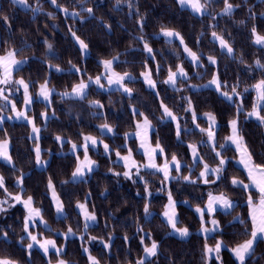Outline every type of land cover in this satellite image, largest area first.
Segmentation results:
<instances>
[{
    "label": "trees",
    "instance_id": "obj_1",
    "mask_svg": "<svg viewBox=\"0 0 264 264\" xmlns=\"http://www.w3.org/2000/svg\"><path fill=\"white\" fill-rule=\"evenodd\" d=\"M28 1L34 7L21 8L11 0H0V53L14 49L18 57L26 58V63L14 72V76L27 81L32 92L46 79L49 88L54 89L50 107L34 98L33 108L29 111L39 124L42 123L39 112L43 109L49 114L51 112L41 125L39 137L42 158L47 163L44 167H36L28 125L22 121L5 120L0 127V139H9L10 155L14 161L12 167L0 161V173L7 190L11 193L18 191L15 180L22 175V195H31L34 205L41 209L42 217L50 223L52 229L62 231L71 227L81 232L82 218L75 204L85 202L96 215L97 222L87 228L83 240L67 238L61 254L77 264L86 263L82 246L89 237H96L100 241L91 246L90 251L105 264L134 263L140 257L144 245L152 240L157 242L158 252L155 257L146 259V264H204L205 243L213 245L218 239L228 246L220 252L223 264H237L228 249L248 238L245 229L250 232L251 225L244 203L245 192L230 184V178L234 175L243 178L234 163L235 152L230 146L221 149L220 145L224 144L229 133V121L236 118L240 134L254 161L264 164V125L256 118L247 116L257 95L251 86L264 79V69L255 64L257 59L264 64V46L254 43L251 31L255 26L257 32L264 35V15H261L264 13V0H229L234 6L238 5L233 8L231 15H217L224 0H216L212 3L211 12L201 16L181 7L176 0H134L132 8L123 5V0L119 3L117 0H56V4L51 3V0ZM37 7L40 10L33 11ZM62 7L73 9L79 15H64L59 9ZM89 8L92 13L87 11ZM4 16L8 17L7 22L2 18ZM141 18L142 30L137 23ZM161 28L174 29L180 33L185 43L205 62L204 68L199 67L194 72L177 44L156 36ZM73 32L88 45L89 52L85 57L72 36ZM213 32L221 35L233 48L231 55L220 50L211 39ZM46 41L52 45L51 53L48 52ZM145 42L153 49L159 71L156 76L157 93L147 89L139 78V73L146 65L155 64L144 51ZM207 56H214L217 60L216 70L222 90L231 93L235 86L241 94L239 97L233 95L230 101L209 86L192 87L205 83L213 73L214 66L206 63ZM112 57H118L114 63L115 71L129 72L136 76L125 82L133 90L131 96L117 89L101 90L93 84L89 85L84 99L61 95V92L70 90L80 80L88 81L89 77L100 75V62ZM179 63L185 66L189 75L187 79L179 81L177 88H170L163 82L162 76ZM55 66H59L61 71H56ZM246 88L248 91H245ZM184 98L191 100L194 111L200 117L196 121L200 128H206L209 124L205 113L215 115V148L227 162L221 180L214 184L205 185L201 181L189 183L182 178L168 183L169 191L177 200L179 222L190 229L189 236L181 239L168 233V226L160 216L165 194L157 192L160 179L157 173L144 170L143 180L129 181L123 175L115 174L123 172L122 164L98 151L91 152L97 161V168L84 179L71 181L69 178L74 169L75 157L67 148L69 141L80 142L83 134L99 135L98 126L107 123L113 126L115 133L102 136L113 148L112 152H126L124 143L127 141L133 155L141 159L142 155L136 151L135 138L125 139V133L134 129L135 123L142 118L133 115L132 109L136 108L153 124L152 140L160 141L167 157L176 154L187 162V143L195 142L204 160L209 164H217L219 158L212 148L206 142L201 143L206 135L193 124L192 112L185 111L188 99ZM97 100L103 105L102 108L90 104V101ZM161 101L179 118V139L174 124L170 120L161 119ZM240 105L242 108L237 112ZM57 135L63 138L61 145L55 139ZM197 169L198 166L190 175L198 180ZM208 178L215 179L214 176ZM49 179L64 205L63 217L55 218L53 215L48 195ZM208 187L214 193H226L235 201V208L230 215L216 212L220 231L206 239L196 231L199 222L193 207L204 203ZM3 192L0 189V196ZM146 202L149 205V217L144 213ZM235 214L246 223L234 220ZM23 216L24 211L19 206L0 214V257H9L19 264H46L37 249L31 251L29 258L27 256ZM44 232L46 235H54L51 230ZM4 233H7V239H4ZM147 233L151 234V239L145 235ZM125 236L128 237L127 241ZM22 237L24 239L21 242ZM61 240L57 238L58 242ZM104 242L110 247L104 248ZM208 264L218 262L210 258ZM246 264H264L262 240L257 241L253 255L246 259Z\"/></svg>",
    "mask_w": 264,
    "mask_h": 264
},
{
    "label": "snow or ice",
    "instance_id": "obj_2",
    "mask_svg": "<svg viewBox=\"0 0 264 264\" xmlns=\"http://www.w3.org/2000/svg\"><path fill=\"white\" fill-rule=\"evenodd\" d=\"M119 3L120 0H117ZM179 5L181 7L188 6L192 9L194 13L203 14L205 11H207L209 0H177ZM13 4H19L27 7L26 0H12ZM51 3L56 4V0H51ZM131 6V5H129ZM234 7H238V5L234 6L229 2V0H224V7L221 10L222 14L225 15H231L232 10ZM40 9L37 7L33 9V11H39ZM65 13H67V9H62ZM89 13H92V9H87ZM51 15V13H49ZM73 15H79L78 13H73ZM261 15H264L262 13ZM5 22H7L8 17L4 16L2 17ZM143 18L141 20H138L137 23L140 24L141 30L143 29ZM243 23V21H241ZM252 35L254 37V43L257 45L264 46V35H261L257 32V29L255 26L251 29ZM161 33L166 38H178L180 40L181 45H184L183 37L180 36V33L176 32L174 29H168V28H161ZM73 37L78 42L80 49L82 52H85L88 48V45L85 43V41L81 40L78 36H76L75 32L72 33ZM212 36L219 41L221 48L227 49V52L231 55L233 53V48L228 44V42L221 36H219L216 32L212 33ZM142 39V37H141ZM168 42H171V39H169ZM48 49L52 48V45L50 43L45 42ZM144 50L151 54L153 52V49L148 45L147 42L144 43ZM184 52L187 54L188 57L191 58V61L194 64L199 63V57L198 55L193 52L191 49H189L186 45H184ZM154 58V57H153ZM118 60V57H113L111 59L102 60L100 63L103 65L105 72L101 73L100 75H97L95 78L89 77L88 81L80 80L79 83L73 85L71 89V93L64 92L61 95L62 96H75L79 99H84L86 95V89L89 87L90 84H95L100 88H104V85L101 84L102 77L107 78V83L109 86L112 85H118L119 88L117 90H123L124 93H127L129 96L132 94V89L128 88L126 84L124 83L126 78H130V74L125 72L123 74L117 73L113 70L112 66L115 61ZM208 61L211 64H215L216 60L214 57L209 56ZM26 63V58L23 60H17L16 59V50L9 49L6 51L4 55H0V85H11L12 83H15L17 85L22 86L23 88V94H24V106L27 108L33 103V97L29 93V84L25 82L23 79L15 80L13 81V73L20 69V66ZM71 63V61H69ZM255 64L258 68L264 69V64L261 63L259 59L255 61ZM49 67H53L52 65H49ZM56 71H61L59 66H55ZM75 67V66H73ZM147 67V66H145ZM77 72L80 71V69H76ZM110 73V74H109ZM141 76L144 77L145 83L150 88L156 87V82L151 78V72L145 71L141 73ZM184 78L187 79V73L184 71V68L181 65L176 66V70L173 71L171 68L168 71L167 79L163 82L165 84L172 85L173 87L176 85L177 78ZM210 85L216 86V91L220 92L221 90V82L219 81L218 77L214 74L212 79L209 81ZM192 87H197L196 85H192ZM254 88L257 92L256 100L253 103L252 110L247 113L248 117H255L261 125H264V79L257 82V84L251 86ZM18 90V89H17ZM179 90V89H177ZM54 91L53 88H49L48 86V80L46 79L44 83L40 85V90L38 93V96L42 98L44 101H49V98L51 96V93ZM245 91H248L246 88ZM158 95V94H157ZM221 95L226 97L228 100H233V95L239 97L241 94L237 92V88L234 86L231 90V93L229 92H221ZM0 99H3L5 101H8L11 103V110L15 114L17 118H25L27 120V123L32 125V133L30 134V139H36V147L34 149L36 153V162L37 164L41 163L40 153L41 149L39 147V132L40 129L35 125L34 121L26 116V112L24 110H17L16 104L9 100V97L5 95V89L0 88ZM188 99V98H184ZM90 104H93L97 107L102 108L103 105L100 104V102L97 101H90ZM161 108L163 109V115L161 119L165 118H171L173 122H176V135L177 139L181 136V127L178 122L179 118L173 114V112L161 101ZM242 108V105L238 106L237 112H239ZM3 108H0V112H3ZM185 111H191L192 112V119L193 124H195L196 128L199 129L201 133H206L208 139V144H211L212 150L215 152V155L217 158H219V164L211 168L207 163L203 161V158L200 156L197 145L196 144H189L188 148L190 149L191 156H192V164L193 166L197 164H203V169L201 170L199 174V179H193L188 175H185L182 177L184 181H187L189 183H198L202 181L205 185L207 184H214L217 181L221 180L223 173L226 171L225 165H226V158L222 156V153L220 151H216L215 148V140L217 136L216 127L217 122L215 115L211 112L205 113L204 116L209 121L208 128H200L199 124H196L197 119L200 117L197 115V113L194 111L192 107V102L190 99H188V108L185 109ZM133 115H139L143 117L142 122H138L136 124L137 131L135 132V135L137 138L141 140L140 148L143 149V154L147 159V164H137V162L132 158V149H128V154L126 156H121L120 152H116V156L123 160L124 167L126 169H129L127 171L123 172V176L128 179L133 178V174L131 172L132 168H135V175L140 176V171L143 168H149L153 169L155 173H162L163 174V182H168L169 180H175L179 179V175L172 176L171 172L175 171L177 174L181 172L182 168V162L178 160L176 154H173L171 156V160H169L165 155V149L161 146V143L159 140L156 141L155 145L153 146L148 139L149 131L152 127L151 121L148 119V117L143 113L139 112L138 109L133 108L132 109ZM41 117L44 119H47L46 113H41ZM11 119V117H9ZM3 117L0 116V122H2ZM229 128L231 130V134L225 137V143L220 145L221 149H225L229 144L235 145L237 152L240 154V159L238 161L239 164H241L244 168V170L247 173V182L244 180H240L237 177H233L231 180V184L234 187H240L242 191L246 192L247 195V205H248V216L251 220V231L248 232L247 228L245 229V235L248 236L247 239L243 240L240 243H237L234 247L229 248L228 250L232 253L235 260L237 261V264H245L246 259L251 257L254 252L255 245L258 240L264 239V164H258L254 161L252 153L249 151L247 145L244 142L243 136L240 134V130L238 128V121L237 119L233 118L229 121ZM101 130L106 129L107 132L111 133L113 132V128L107 124H101L99 125ZM129 136V133H125V139L127 140ZM56 141L63 142V138L59 135L55 137ZM83 143L82 144H75L72 143V151L76 152L78 149H83L84 157L83 160H80L79 156H77V165L72 173V176L74 178L76 177H83L86 172H91L93 170V167L95 166L96 162L94 160H91L89 158L88 152H89V146L95 147L98 143V139L91 135H84L83 136ZM69 143H71L69 141ZM99 143H103V141H99ZM201 143H205L202 141ZM9 142L8 140H0V159H3L7 161L8 163H12V158L9 155L8 151ZM104 150L105 153L110 152L109 145L104 144ZM163 156L164 162L163 164H157V158ZM191 171V169H190ZM116 175H120V173H115ZM209 176H215V179H209ZM140 179L143 180V177L140 176ZM23 180L22 177L17 178V185H22ZM48 188L52 190V197L55 202V207L57 213L63 212V204L59 200V197H57L56 192L54 190V185L52 183V180L49 179L48 181ZM0 189H3L5 193L9 197H11L16 203L23 204L26 215L24 217V223H23V231L27 234V238L30 241L27 244V249L29 250V256L31 255L30 250L34 246H38L40 250L43 251L45 256L49 255L50 249H54L56 255L59 257L64 252V247L60 246L57 247L55 240L48 239V238H40L39 234H33V232L30 231V228H34L37 226L36 221H39V224L44 225L47 227V222L43 220L41 215V209L38 207H34V200L31 195L27 196V198H23L19 193L13 196L12 193L8 192L7 188L5 187V180L2 176H0ZM145 192H148L147 184L145 183ZM5 203H8L7 200L0 201V205H3ZM184 203H187V201H184ZM13 205L9 204V207ZM176 206L177 201H175L172 197L171 192H168V203L165 205V211L163 212V216L166 218L167 223L171 226L174 232L178 233L180 237H186L189 235V230L186 227H177L178 224V216L176 212ZM77 207L81 210L82 215L85 218V231L89 227L88 222L95 221L96 215L92 212H89L86 205L79 203L77 204ZM235 208L234 201L229 198V196L221 192L219 194H213L211 192L208 193V200L207 203L203 208L200 206H197L195 208V211L199 214L200 217V223L201 228L200 231L204 234H206V239L208 238L207 234L210 233H216L220 231V223L215 218H211L209 221L205 220V214H207L209 217H214V214L217 212L218 209L223 210L226 214H231V211H233ZM7 209L3 206H0V212H5ZM144 213L145 215H149V205L146 202L144 204ZM234 220L239 221L240 223L244 224L245 221L241 220L239 215L236 217H233ZM206 223H211L214 227L208 228L206 227ZM142 231V229H141ZM4 239H7V233H4ZM65 239H67L68 236L74 235L73 230L71 227L67 229L65 233H63ZM149 239H151V234L147 233L145 234ZM24 237L21 238V242L23 241ZM96 237H89V240H95ZM111 239V236L109 237ZM124 239L127 241L128 237L125 236ZM141 243H144V239H141ZM110 245L108 243H104V248H109ZM227 244L223 240H216V243L214 246H209L207 243L204 245V264H208V260L211 258V254L215 255V258L217 261H220V264H223L221 258H220V252L223 248H227ZM84 252H88L87 248L83 249ZM145 256H141L135 264H146V257H155L158 252V244L155 240H152L150 246H145L143 249ZM89 264H100L99 260L96 257H93L89 254L88 256ZM0 264H19L18 261L13 260L9 257H0ZM49 264H51V261H49ZM56 264H69L68 261L64 259H58Z\"/></svg>",
    "mask_w": 264,
    "mask_h": 264
},
{
    "label": "rangeland",
    "instance_id": "obj_3",
    "mask_svg": "<svg viewBox=\"0 0 264 264\" xmlns=\"http://www.w3.org/2000/svg\"><path fill=\"white\" fill-rule=\"evenodd\" d=\"M11 1H12V0H11ZM132 1H134V0H123V1H122V4L125 5V6H127L128 8H132ZM176 1H177V0H176ZM214 1H216V0H209L208 7H207V11H205L203 14H208V13L211 12V10H212V3H213ZM26 2H27V5H28L27 7H25V6H23V5H19V4H16V5L19 6V7H21V8L34 7V6H33L28 0H26ZM202 2H203V0H202ZM177 3H178V2H177ZM178 4H179V3H178ZM129 5H131V6H129ZM223 7H224V5H223L220 9H218L217 15H218V14H222L221 10L223 9ZM183 8H187L188 10H190L193 14H195V15H197V16H201V15H203V14L194 13V12L192 11V9H191L190 7H188V6H185V7H183ZM59 9L61 10V12H62L64 15L73 16V17L77 16V15H73V13H76V11L73 10V9L66 8V9L68 10L67 13H65L64 11H62V9H65L64 7L59 8ZM168 29H170V28H168ZM176 32H177V31H176ZM218 35H219V34H218ZM72 36H73V35H72ZM76 36H77V35H76ZM156 36H160V37H162L165 41H169V39H171V42L177 44V46H178L180 52L182 53L183 57H184V58L186 59V61H187L192 67H193L194 72H196L197 69H198L199 67L204 68V66H205V62L201 59V57L198 55L197 52H195L194 50H192V49H191V48L185 43V41H184V45H186L189 49H191L193 52H195V53L198 55V57L200 58L198 64H194V63L191 61V58L187 56V54L184 52V45H181L180 40H179L178 38H175V37H174V38H166V37H164L163 34L161 33V30L156 34ZM180 36H181V35H180ZM219 36H221V35H219ZM221 37H222V36H221ZM73 38H74V37H73ZM79 38H80V37H79ZM80 39H81V38H80ZM211 39L217 44V46L219 47L220 50H223V51H225L226 53H228V52H227V49H223V48H221L219 41L216 40V39L212 36V33H211ZM74 40H75V42L77 43L78 48L80 49V46H79V44H78V42L76 41L75 38H74ZM81 40H82V39H81ZM253 41H254V37H253ZM148 45H149V44H148ZM149 46H150V45H149ZM150 47H151V46H150ZM144 51H145V50H144ZM48 52L51 53V49H48ZM80 52H81L82 56L85 57L86 55H88L89 50H88V48H87V50H86L85 52H82L81 49H80ZM5 53H6V52H4V53H0V55H4ZM145 53H146V55H147L148 57H150V59L152 60V62L155 63L154 52H152L151 54H149V53H147V52L145 51ZM228 54H229V53H228ZM229 55H230V54H229ZM153 57H154V58H153ZM208 57H209V56H207V57L205 58V59H206V63H208V64L214 66L213 73H212V75L210 76V78H209L208 80L205 81V83H203V84H201V85H198L197 87L200 88V87H206V86H209V87H211V88H213V89L216 90V86H215V85H210V84H209V81L212 79V77H213L214 74L218 77L217 70H216L217 60H216V58H215L214 56H212V57L215 58L216 63H215V64H211V63L208 61ZM112 58H113V57H112ZM16 59H17V60H23V59H25V58H24V57H18V56L16 55ZM107 59H111V58H107ZM103 60H106V59H103ZM114 63H115V62H114ZM114 63H113L112 68H113V70L115 71V69H114ZM24 64H25V63H24ZM178 65H181V66L184 68V71L187 73V77H188V75H189V74H188V70L185 68V66H184L182 63H179ZM21 66H22V65H21ZM21 66H20V67H21ZM146 66H147V67H145V68L139 73V78L142 80L144 86H145L147 89H149V90H151V91L157 93V84H156V87H155L154 89H153V88H150V87L145 83L144 77L141 76V73H142V72H145V71H150V72H151V78L156 82V81H157V80H156V76H158V74H159L158 67L156 66V63H155L153 66H152V65H149V64L146 65ZM172 70L175 71V70H176V67H175L174 69H172ZM168 71H169V70H167V71L164 73V75L162 76V80H163V81L167 79ZM104 72H105V69H104V67H103V65H102V73H104ZM115 72H117V71H115ZM117 73H119V72H117ZM124 73H125V72H124ZM127 73H129V72H127ZM109 74H110V73H109ZM120 74H123V73H120ZM129 74H130V78H126L125 82H126L127 80H131V79H134V78L136 77V76H134V75L131 74V73H129ZM19 79H22V78H21V77H15V76H14V73H13V81H15V80H19ZM183 79H184V78H180V77H178V78H177L176 85H175L174 87H173L172 85H169V84H166V85H168L170 88H177L178 85H179V81H180V80H183ZM218 79H219V77H218ZM23 80H24V79H23ZM24 81H25V80H24ZM219 81H220V80H219ZM25 82H27V81H25ZM125 82H124V83H125ZM27 83H28V82H27ZM42 83H44V82H42ZM42 83H39L38 86L36 87V89H34L35 92H32V91H31V89H30V84L28 83V84H29V93H30V95L33 97V101H34V98H36V99L40 100L45 106L50 107V106H51V96H50V98H49V101H50V102H48V101H44L42 98H40V97L38 96V93H39V90H40V85H41ZM101 84L104 85V88H100V87H98L97 85H95V84L93 83L94 87H96V88H98V89H101V90H105V91H107V90H111V89H118V88H119L118 85H112V86H109L108 83H107V78H106V76H105V77H102V79H101ZM126 86H127V85H126ZM127 87L129 88V86H127ZM0 88L5 89V95H7V96L9 97V100H10V101H12V102H14V103L16 104V108H17V110H18V111H19V110H24V111L26 112V116L29 117V118H31V119L34 121L35 125H36L39 129L41 128V125L44 124V123L46 122V120H47V119H44V118L41 117V113H46V114H47V118L51 115V112H50V114H49V113H47V112L45 111V109L41 110V111L39 112L38 116L41 118L42 123L39 124V123L35 120L34 115H33L32 113H29V111H31L32 108H33V103H32L30 106H28L27 108H25V106H24V94H23V88H22V86L17 85V84H15V83H12L11 85H0ZM17 89H18V90H17ZM71 89H72V88H71ZM71 89H70V90H67V91H63V92H61V94L64 93V92H69V93H71ZM87 91H88V88L86 89V93H87ZM120 91L123 92L122 89H121ZM221 92H224V91L222 90V88H221V90H220L219 93L221 94ZM123 93H124V92H123ZM124 94L128 95L127 93H124ZM63 97H66V96H63ZM67 97H70V98H76L75 96H72V95L67 96ZM256 97H257V95H256ZM255 100H256V99H255ZM160 107H161V106H160ZM0 108H3V109H4L3 112H0V116L3 117L2 122H0V127L2 126V124H3V122H4L5 120H8V121H22V122H24V123H26V124L28 125V135H29V137H30V134L32 133V125L28 124V123H27V120H26L25 118H23V117H21V118H17V117L15 116V114H14V113L12 112V110H11V103H9L8 101H5V100H3V99H0ZM169 109H170V108H169ZM170 110H171V109H170ZM173 114H174V113H173ZM162 115H163V109L161 108V116H162ZM174 115H175V114H174ZM176 116H177V115H176ZM9 117H11V119H9ZM177 117H178V116H177ZM253 118H255V117H253ZM235 119H236V118H235ZM142 120H143V117L135 123V127H134V129H132V130L126 132V133H129V136H128L127 139L132 138V137L135 138V140H136V151H138V152L142 155V158H141V159H138V158H136V157L133 155V152H132V158L137 162L138 165H139V164H147V162H148L147 159H146V157H145L144 154H143V149L140 148L141 140H140L139 138H137L136 135H135V132L137 131V129H136V124H137L138 122H142ZM163 120H170V121L174 124V126H175V130H176V122H173V121L171 120V118H165V119H163ZM178 122H179V121H178ZM151 124H152V123H151ZM100 125H101V124H100ZM110 126H111V125H110ZM208 126H209V124H208ZM208 126H207L206 128H208ZM111 127L113 128V126H111ZM153 128H154V126H153V124H152V127H151V129H150V131H149L148 139H149V142L154 146L156 142H154V141L152 140V137H151V132H152ZM98 131H99V135H95V134H83V135H82V139H81L80 142H71V143L69 144V146H68V148H67V151L70 152V153H72V154L74 155V157H75V164H74L73 172H74V170H75V168H76V165H77V163H78V161H77V156H79L80 160H83L84 153H83V149H78L76 152H73V151H72V143H75V144H78V145H79V144H82V143L84 142V141H83V136H84V135H91V136H94V137H96V138L98 139V143H97V145H96L95 147H92V146L90 145V146H89V152H88L89 158H90L91 160H94V161L96 162L95 166L93 167V170L97 168V161L91 156V152H98V151H99L100 153H102L103 155H106V156H108V157H112V159H113L115 162H118V163L122 164V165H123V172L129 170V169H126V168L124 167V163H125V162H124L123 160L119 159V158L116 156V152H117V151H116V152H114V151L112 152L113 148H112L111 146H109V148H110V152L105 153V150H104V144H107V145H109V144H108V142L103 138L102 135L112 136V135L115 133L114 128H113V132L109 133V132H107L106 129L101 130L100 127L98 126ZM230 134H231V130H230V128H229V133H228V135H230ZM38 135H39V137H40V132H39ZM205 135H206V133H205ZM228 135H227V136H228ZM176 136H177V135H176ZM5 139L8 140V142H9L8 151H9V155H10V146H11V144H10L9 139H8V138H3V139H0V140H5ZM207 139H208V137H207V135H206L205 138H203L201 141L207 142ZM31 141H32V148H33V150H34L35 147H36V143H37V141H36V139H34V138L31 139ZM99 141H103V143H99ZM224 141H225V140H224ZM38 143H39V140H38ZM58 143H59V145H61L63 142H58ZM224 143H225V142H224ZM189 144H196V143H195V142H188V143H187L188 161L185 162V161H183L182 159H180V158L177 157L178 160H180V161L182 162L181 172H180L179 174H177L175 171H172V172H171V175H172V176H177V175H179V177L182 178L183 176L188 175V176L191 177L190 172H192V170H194V169L196 168V166H198V169H197L196 172H197V176H198V178H199V174H200L201 170L203 169V164H197V165L193 166V164H192V156H191V152H190V149L188 148V145H189ZM215 144H216V140H215ZM196 145H197V144H196ZM207 145H209L211 148L213 147L211 144H208V143H207ZM124 146L127 147V150H126V152H124V153H120L121 156H126V155L128 154V149L130 148L129 145H128V143H127V141L124 143ZM228 146H230V147L234 150L235 155H236L235 158H234V163H235V165L239 168V170H240V171L242 172V174H243V178L240 177V176H238V175H234V176H232V177L230 178V184H231V180H232L233 177H237L238 179H240V180H244L245 182H247V173H246V171L244 170L243 166H242L241 164L238 163V161H239V159H240V154L237 152L235 145H231V144H229ZM39 147H40V149H41L40 144H39ZM197 150H198V148H197ZM216 151H217V150H216ZM198 152H199L200 156L203 158V161H204L205 163H207V164L209 165V167L214 168V167H216V166L219 164V159H218V163H217V164H209L208 162H206V161L204 160V157H203V155L201 154V152H200L199 150H198ZM10 156H11V155H10ZM166 157H167V156H166ZM11 158H12V157H11ZM34 158H35V164H36V167H38V168L44 167L45 164L47 163V160H45V159L42 158V150H41V153H40L41 163H40V164H37V162H36V153H35V151H34ZM167 158H168L169 160H171V157H167ZM226 160H227V159H226ZM0 161L3 162V163H5L6 165H8V166H10V167L14 166V161H13V159H12V163H8L7 161H5V160H3V159H0ZM156 162H157V164H161V165H162L163 162H164V157H163V156L158 157ZM225 166H226V165H225ZM184 167L187 168L186 171H184ZM190 169H191V171H190ZM93 170H92V171H93ZM144 170L149 171V172H154V173H155V171H154L153 169L143 168V169H141V171H140V176H144V173H143ZM92 171H91V172H92ZM73 172H72V173H73ZM91 172H86V174H85L83 177H76V178H74V177L72 176V174H71V176H70L69 179H70L71 181L81 180V179H84V178L86 177V175L91 174ZM123 172L120 173V175H123ZM131 172H132V174H133V178H132V179H128V178H126V179H128L129 181H130V180H140V176H136V175H135V168H132V169H131ZM157 174H158L159 177H160V179H159V183H158V185H159V189L157 190V192H158V193H161V194H165V201H164V205H163V208H162V210H161L160 216H161V218L164 220V222L167 224V226H168V233H169L170 235H172V236H174V237L181 238V239H185V238H187L189 235L186 236V237H180L178 233H176V232L173 231V229L171 228V226L167 223L166 218L163 216V212L165 211V205L168 203V192H169V189H168V183H169L171 180H169L168 182H163V174H162V173H157ZM0 176H2L1 173H0ZM2 177H3V176H2ZM19 177H22V175H20ZM214 177H215V176H214ZM3 178H4V177H3ZM17 178H18V177H17ZM124 178H125V177H124ZM201 182H202V181H201ZM15 184L17 185V179L15 180ZM53 185H54V184H53ZM231 185H232V184H231ZM22 189H23V184L20 185V186H18V191H16L15 193H12L13 196L16 195L17 193H19L23 198L26 199L27 196H23V195H22ZM2 190H3V189H2ZM54 190H55V192H56L57 197H59V200L61 201V198H60V196H59V194H58V192H57L55 186H54ZM8 192H9V191H8ZM209 192H211V193H213V194H219V193H221V192H219V193H214V192L212 191V188H210V187L206 188V199H205L204 203H203L202 205H200L201 208H203V207L205 206V204L207 203V200H208V193H209ZM10 193H11V192H10ZM245 194H246V196H245L244 203H245L246 208H247V216H248V212H249L248 205H247V195H248V194H247L246 192H245ZM48 195H49V199H50L51 206H52V208H53V215H54V217H55V218L63 217L64 214H65L64 205H63V212L58 214L57 211H56L55 202H54L53 197H52V190H50L49 188H48ZM172 197H173V196H172ZM229 198H230V197H229ZM173 199H174L175 201H177L174 197H173ZM230 199H231V198H230ZM4 200H7L8 203H5V204L0 205V206L5 207V208L7 209V211H5V212H0V214H4V213L8 212L10 209H12L13 207L19 206V207H21V208L23 209V211H24V216H23V223H24V217H25V215H26V210H25L23 204L16 203V202H15L11 197H9V196L7 195V193H5V192H3V195L0 196V201H4ZM232 200H233V199H232ZM185 201H187V200H185ZM233 201H234V200H233ZM61 202H62V201H61ZM79 203L85 204V202H79ZM9 204H11V205H13V206L9 207ZM62 204H63V203H62ZM77 204H78V202L75 204V209H76V211L80 214V216H81V218H82L83 226H82V229H81V232H80V233H78V231H74V230H73L74 235L68 236L67 238H69V237H76V238H78V240L81 241V240H83V235H84V233H85L87 230L85 231V227H84V226H85V223H86L85 218H84V216L82 215L81 210L77 207ZM186 204H187V203H186ZM234 204H235V201H234ZM85 205H86V204H85ZM34 207H38V206L34 205ZM86 207H87V205H86ZM196 207H197V206L193 207V212H194V214H195V216H196V218H197V220H198V222H199V225H198V228L196 229V231H197V233H199V234L202 235L203 237H206V234H204V233H202V232L200 231L201 223H200V217H199V214L195 211V208H196ZM38 208H39V207H38ZM87 209H88V207H87ZM88 211L91 212L89 209H88ZM217 211H220V212L225 213L223 210H220V209H218ZM176 212H177L178 221H179L180 216H179V211H178L177 206H176ZM92 213H93V212H92ZM215 214H216V213H215ZM215 214H214V217H209L207 214H205V220H206V221H209L211 218H215L216 220H218V218L216 217ZM237 215H238V214H235V217H236ZM147 216L149 217V216H150V213H149V215H147ZM42 218H43V217H42ZM248 218H249V216H248ZM43 220L46 221L44 218H43ZM249 221H250V225H251V220L249 219ZM46 222H47V227H45V226L42 225V224H39V221L37 220V221H36L37 226L34 227V228H30V231L33 232V234H39L41 239H43V238H48V239H53V240H55L57 247H60V246H63V247H64V243H65L66 239H65L63 233H65V232L67 231L68 228H67L66 230H64V231H62V230H56V229H52V226L50 225V223H49L48 221H46ZM96 222H97V219H96L95 221L88 222V224H89V226H91V225L95 224ZM205 226L208 227V228H212V227H214L211 223H206ZM177 227H186V228H188L189 233H190V229H189V227L186 226V225H184V224H180V222H178ZM45 230H51V231L54 233V235H46L45 232H44ZM212 234H213V233H210V234H207V235L210 236V235H212ZM23 236L26 237V239H27V243H26V245H25V246H27V244H28L30 241L28 240V238H27V234H26L24 231H23ZM58 237H60V238L62 239L61 242H58V241H57V238H58ZM219 240H221V239H219ZM261 240H262L263 248H264V239H261ZM99 242H100V241H98L97 239H95V240H88L87 243L84 244V245L82 246V251H83V253H84L85 257H86V263H85V264H89V261H88V256H89V254H90L91 256H93V257H96V256L90 251V247L93 246V245L96 244V243H99ZM151 242H152V241H151ZM151 242L148 243V244H146V245H144V247H145V246H150V245H151ZM104 243H105V242H104ZM104 243H103V246H104ZM215 243H216V242H215ZM214 245H215V244H213V245H209V246H214ZM255 246H256V245H255ZM233 247H234V246H233ZM84 248H87V249H88V252H87V253L84 252V250H83ZM26 249H27V247H26ZM33 249H37L38 251H40L41 255L44 257V259H45V261H46V264H49V261H51V264H56V262H57L58 259H64V260L68 261L69 264H77L74 260H71V259H65L62 255L58 257V256L56 255L54 249H50V252H49V255H48V256H45L44 253H43V251L40 250L38 246H34V247L30 250V252H31ZM143 249H144V248H143ZM230 254H231V256L234 258V256L232 255L231 252H230ZM145 255H146V254L144 253V251H142L140 257H141V256H145ZM27 256H28V258L30 257V256H29V250H28V249H27ZM140 257H138V258L136 259V261H137ZM96 258H97V257H96ZM150 258H152V257H146V259H150ZM211 258H215V255H214V254H211ZM97 259H98V258H97ZM215 259H216V258H215ZM98 260H99V259H98ZM234 260H235V258H234ZM136 261H135V262H136ZM235 261H236V260H235ZM99 262H100V264H105V263H102L100 260H99ZM135 262H134V263H132V262H127V263H123V264H135ZM208 262H209V260H208ZM217 262H218V264H220V261H217ZM236 262H237V261H236ZM245 264H246V262H245Z\"/></svg>",
    "mask_w": 264,
    "mask_h": 264
}]
</instances>
